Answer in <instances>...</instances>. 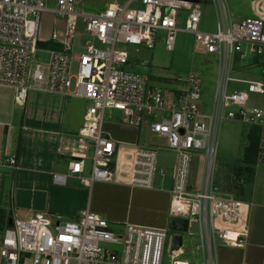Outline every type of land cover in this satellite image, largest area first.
I'll return each mask as SVG.
<instances>
[{"label": "built area", "instance_id": "built-area-1", "mask_svg": "<svg viewBox=\"0 0 264 264\" xmlns=\"http://www.w3.org/2000/svg\"><path fill=\"white\" fill-rule=\"evenodd\" d=\"M227 1L212 0L217 9L215 31L206 33L199 30L200 6L191 0H126L95 14L78 13L77 0H0V86L13 90L14 104L23 107L29 92L89 103L77 138L60 143V154L68 156L67 170L66 175H53V182L63 185L67 178L76 177L86 187L103 182L150 189L158 150L175 153L168 217L185 220L188 235L197 226L203 256L198 264H216L217 242L242 248L249 234L247 204L212 181L219 128L224 121H233L264 131V104L248 105L249 95L264 97V18L234 22ZM134 3L139 7H131ZM180 12L186 13L183 31L194 37L196 49L217 59L208 105L203 102L199 74L189 72L173 78L164 89L156 88L147 76L129 72L128 53L116 49L126 45L135 52L140 47L151 50L156 33L161 32L165 48L171 51ZM45 13L62 18L64 26L60 40L51 35L61 50L52 51L47 64H40L34 57ZM78 18L91 42L83 53L71 54ZM249 56L255 57L249 68H260V80L233 76L234 67L240 63L238 67L244 68ZM232 85L245 88L232 89ZM110 111L120 112L124 124L146 125L163 146L113 142L103 131L105 113ZM198 153H204L205 176L195 191L189 174L193 155ZM263 161L261 140L255 165ZM2 162L14 166L15 157ZM87 163L88 177H84ZM10 220V225L0 228V264H23L26 259L32 264H163L164 250L169 264H192L179 259L183 242L178 251L169 252L168 229L127 225L115 232L106 219L87 210L67 221L43 213Z\"/></svg>", "mask_w": 264, "mask_h": 264}, {"label": "crops", "instance_id": "crops-1", "mask_svg": "<svg viewBox=\"0 0 264 264\" xmlns=\"http://www.w3.org/2000/svg\"><path fill=\"white\" fill-rule=\"evenodd\" d=\"M48 15L51 14H44V22L46 20L50 22ZM41 47L50 50L49 55L52 51L61 50L57 41L43 34L40 35L38 43V48ZM127 70L137 74L146 72V68L142 65L130 63L129 54ZM13 95L14 92L11 88L0 86V178L4 175L1 169H8L16 174L31 172L41 177L39 179L42 181L39 184L46 194L43 203L49 211L46 209L37 213H43L50 217L59 215L72 219L79 212L87 210L106 219L109 226H114L119 231L127 225L157 230L169 228L168 209L175 163L168 173V182L166 180L167 168L162 167L158 176L160 182L153 186L154 177L150 189L103 182H94L86 187L76 177L67 178L63 185L55 184L52 179L53 175H66L68 156L60 154L59 148L61 141H70V135L77 130L76 125L71 124L75 109L73 110L68 106V101L57 96H55L56 98L50 96L43 101L40 100L42 105L36 108L34 103L39 100H35L37 99L34 97L35 94L30 97L32 104L30 107L27 108L26 104L19 107L14 104ZM58 100H62L63 103L53 102L54 105H49L51 101ZM113 112H117L118 115L113 116L109 113V116L114 119L104 122L103 131L105 135L117 144L137 146L128 142L130 141L129 135L132 132L139 133L140 129L147 130L146 125L136 128L124 124L121 121V113ZM81 117L83 119V115ZM123 134L127 141L120 140ZM261 140H264V131L260 134ZM151 146L161 147L163 144H152ZM161 149L163 150V148ZM9 156L15 157L14 166H8L2 162L4 158ZM242 165L245 183L242 185L241 197L244 196L245 199L241 201L247 204L249 211L247 242L242 248L217 242L219 245L216 243L213 251L216 264H264V183L259 184V180H257L256 165L249 169L243 163ZM61 166H65V172L60 171ZM69 179L71 182H68ZM250 179L253 185L248 191L246 184ZM52 200L53 203L51 204ZM50 208L53 212L50 211ZM9 221L10 219L5 218L0 213V228L8 224ZM200 245L201 242H199V250Z\"/></svg>", "mask_w": 264, "mask_h": 264}, {"label": "rangeland", "instance_id": "rangeland-1", "mask_svg": "<svg viewBox=\"0 0 264 264\" xmlns=\"http://www.w3.org/2000/svg\"><path fill=\"white\" fill-rule=\"evenodd\" d=\"M125 1L126 0H77L75 9L80 14H95L105 9V7H107L106 5H109V3H124ZM191 1L200 6L201 20L199 30L206 33L214 32L217 9L212 0ZM227 2L234 22H240L242 19L256 16H263L262 18H264V0H228ZM136 6L139 7L138 4L134 3L131 7ZM179 15L182 19L177 25L178 32L175 35L171 51H168L165 48L164 36L161 32L156 33L154 46L151 50L140 47L138 48V52H135L133 48L126 45H116V49L127 52L129 54L130 63L145 67L146 72H142L143 75L147 76L151 85L156 88L164 89L171 83L173 78L175 79L177 76L187 75L189 72L199 74L202 86L204 87L202 92L203 102L205 105H208L213 94L214 82L217 74V59L215 56L205 55L196 49L194 37L183 31V19L186 13L180 12ZM43 16L44 15H42L40 20L39 38L42 34L47 37L49 36V38H51V35H56L57 39L60 40L64 26L63 19L53 15H48L50 22L47 20L44 22ZM88 42H91V37L84 33L83 24L81 19L78 18L76 21L75 34L73 40L71 41V54L83 53L84 47ZM49 51L50 50L46 48H38L34 57L35 63L47 64L50 57ZM253 59H255V57H247L242 64L244 65V68L238 67L240 66V63L237 64V67L234 63L235 72L233 73V76L240 79L260 80L262 78L260 75V68H249ZM259 59H262V57ZM231 87L232 89L245 88L243 85H232ZM71 90L72 82L70 91ZM33 94H35L34 97L37 98L35 100H39L34 103V107L36 108H39L38 106L41 107L42 104L40 103V100L43 101V99L45 100L50 96H54L43 93L37 94V92H29L26 100L27 102L25 103L27 108L32 105L30 97ZM60 98L68 101V106H70L73 110L75 109V114H73L71 124L76 125V129L78 130L81 127V116L88 108L89 103L85 100L77 98ZM53 102L63 103L62 100L51 101L49 105H54ZM263 104V96L249 95V106L261 107ZM52 108L54 109V107ZM17 112H19L18 108ZM109 113L113 116L118 115L117 112H106L104 122L114 119L109 116ZM77 114H79V117ZM77 130L74 134L70 135L71 141L77 138ZM248 130L249 128L233 121H224L221 124L217 135V148L211 176L213 184L216 188L224 191L225 193H230L243 201L245 197H241V195L243 191L242 185L245 183V178L241 169L243 168L241 157L246 144L245 133ZM129 136L130 141L128 142L139 147L153 148L151 146L152 144H162L161 140L151 136L146 129H140L139 133L136 134L132 132ZM120 140L127 141L124 134ZM203 156L204 153L193 155L190 165L189 183L195 191L199 190L200 182L205 176V159H203ZM175 160V153L165 151L164 149L158 150L157 171L155 173L156 176L153 186L158 185L160 182L158 176L162 167L167 168L166 180L168 182V173L172 170L174 163L176 162ZM65 164L66 162L64 165ZM89 167L90 163H87V167L83 175L84 177H88ZM59 169L60 171L65 172V166H61ZM1 171L4 175L0 178V213L3 214L5 218L11 219L14 215H16L17 218L23 219L27 216H33L35 213L39 211L43 212L47 209L43 203V198L46 195L44 194L45 190L39 184V182L42 181L39 179L41 177H38V175L36 176L31 172L16 174L8 169H1ZM255 171L257 172V180H259V184L261 182L264 183V161L263 163L255 166ZM68 182H71V179H69ZM252 185L253 183L250 179L246 184L248 191L251 189ZM52 203L53 200L51 201V204ZM50 211L53 212L51 208ZM52 217L55 218V216ZM61 217L65 221L71 219L64 216ZM51 220L53 221L54 219ZM110 228L115 232H119V230H116L114 226L110 225ZM190 232L191 235H188L187 233L183 235L182 250L184 254L179 259L190 261L192 264H198L202 261L203 256L201 250L198 248L200 241L197 226H193ZM168 234L170 235L172 232L169 231ZM217 244L219 245V243ZM23 264H32V261L26 259L23 261ZM163 264H169L165 250L163 253Z\"/></svg>", "mask_w": 264, "mask_h": 264}, {"label": "trees", "instance_id": "trees-1", "mask_svg": "<svg viewBox=\"0 0 264 264\" xmlns=\"http://www.w3.org/2000/svg\"><path fill=\"white\" fill-rule=\"evenodd\" d=\"M260 134L261 130L259 128H250L246 133V146L242 153L241 162L248 166V169L256 163Z\"/></svg>", "mask_w": 264, "mask_h": 264}, {"label": "water", "instance_id": "water-1", "mask_svg": "<svg viewBox=\"0 0 264 264\" xmlns=\"http://www.w3.org/2000/svg\"><path fill=\"white\" fill-rule=\"evenodd\" d=\"M11 224V220L8 222ZM168 230L172 232L169 240V252H176L182 247L183 235L187 231V222L182 219L170 220Z\"/></svg>", "mask_w": 264, "mask_h": 264}]
</instances>
